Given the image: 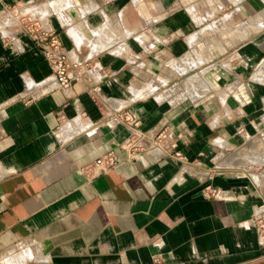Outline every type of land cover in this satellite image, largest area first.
Returning a JSON list of instances; mask_svg holds the SVG:
<instances>
[{"label": "crops", "instance_id": "0c3cea01", "mask_svg": "<svg viewBox=\"0 0 264 264\" xmlns=\"http://www.w3.org/2000/svg\"><path fill=\"white\" fill-rule=\"evenodd\" d=\"M29 15L89 64L69 90ZM263 144L264 0H0V264H264Z\"/></svg>", "mask_w": 264, "mask_h": 264}, {"label": "built area", "instance_id": "2783aa9c", "mask_svg": "<svg viewBox=\"0 0 264 264\" xmlns=\"http://www.w3.org/2000/svg\"><path fill=\"white\" fill-rule=\"evenodd\" d=\"M22 19V30L24 33L29 35L32 40L42 49L45 59L50 64L53 75L56 79L57 85L62 90H69L74 81L76 80L78 74L85 71L89 67V64L82 63L79 61H74L68 51L66 50L63 42L61 41L59 35L50 29H46L40 20L33 18L32 16H24ZM65 120L64 116H61ZM129 120V117H127ZM66 121V120H65ZM134 125H139L138 122ZM165 131L160 132L154 142L155 145H161L163 141L167 138ZM128 145V159L133 160L136 158V153L144 151L142 146H139L138 139H130L127 142ZM177 148L176 144H171V149L175 151ZM175 157L183 159L182 153L175 151ZM121 159L114 153H109L100 157L93 169L96 175H100L107 170L118 167L121 163ZM210 197H217L219 191L213 189L210 186L205 189ZM257 225L258 231L261 237L264 239V211L263 213L254 219ZM153 264H160L155 261Z\"/></svg>", "mask_w": 264, "mask_h": 264}, {"label": "rangeland", "instance_id": "374dc122", "mask_svg": "<svg viewBox=\"0 0 264 264\" xmlns=\"http://www.w3.org/2000/svg\"><path fill=\"white\" fill-rule=\"evenodd\" d=\"M200 21L205 22L206 25L204 26L208 25V21L205 20L203 16L200 17ZM204 26H201V28H204ZM224 28H225L223 29L224 35H226V37H228L231 33H233V28H231L228 23L225 25ZM217 40L219 41V39ZM198 67L199 68L193 69L188 74H185L184 76H182V79L179 81V84L183 87H182V91H177L178 94L176 92L174 96V98H177L179 95H181V98H179L178 101L182 99H186L187 97L193 96L196 93L198 94V93H202L206 91L204 88H206L208 92V89H211L213 87V84L209 83L206 80L207 76L203 75L204 67H201V65H199ZM174 88L177 89L179 88V86L176 85ZM176 89L174 90L176 91ZM262 147H264V144ZM260 151L264 152V150H260Z\"/></svg>", "mask_w": 264, "mask_h": 264}]
</instances>
